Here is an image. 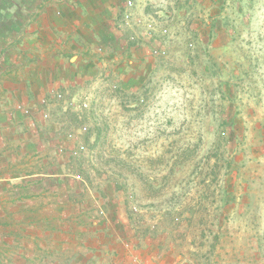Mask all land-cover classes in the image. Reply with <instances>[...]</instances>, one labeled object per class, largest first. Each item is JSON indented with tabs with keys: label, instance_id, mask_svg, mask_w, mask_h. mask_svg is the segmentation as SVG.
<instances>
[{
	"label": "rangeland",
	"instance_id": "obj_1",
	"mask_svg": "<svg viewBox=\"0 0 264 264\" xmlns=\"http://www.w3.org/2000/svg\"><path fill=\"white\" fill-rule=\"evenodd\" d=\"M132 1L127 53L110 47L123 59L45 129L84 149L59 156L37 137L29 152L26 173L58 180L25 190L17 264H264V0ZM19 219L6 218L15 239Z\"/></svg>",
	"mask_w": 264,
	"mask_h": 264
},
{
	"label": "crops",
	"instance_id": "obj_2",
	"mask_svg": "<svg viewBox=\"0 0 264 264\" xmlns=\"http://www.w3.org/2000/svg\"><path fill=\"white\" fill-rule=\"evenodd\" d=\"M124 2L0 0V249L6 253L4 260L8 264H17L27 251L21 237L29 236L32 225L24 216L28 206L34 208L30 200H24L29 195L25 190L32 184L30 180L36 178L34 183L38 184L43 182L42 177L58 180L55 173H26L23 167L29 152L38 143L37 137H44L49 146L56 147L57 155L71 156V145L66 146L68 149L64 146V150L54 142L58 129H45L51 122L55 103L73 100L71 92L95 77L100 72L97 67L103 69L109 61L123 59L110 47L117 51L118 45L123 44V32L130 31V24L133 26L140 19L135 15L133 2L131 20H122ZM127 46L126 40L119 55H124ZM22 100L29 101L32 107ZM18 105H27L31 116L24 115ZM67 197L73 199L72 194ZM13 213L20 217L17 222L21 233H15L18 240L11 231L14 223L6 221ZM43 226H36L33 234L38 236L60 228Z\"/></svg>",
	"mask_w": 264,
	"mask_h": 264
},
{
	"label": "built area",
	"instance_id": "obj_3",
	"mask_svg": "<svg viewBox=\"0 0 264 264\" xmlns=\"http://www.w3.org/2000/svg\"><path fill=\"white\" fill-rule=\"evenodd\" d=\"M124 6H125V9L124 11L121 12V18L124 22H129L132 18V15H131V12H130V9L132 8L133 6V1L132 0H125L124 2ZM163 32H166V30L164 29ZM163 49L162 47H153L152 50H151V54L153 55H159L161 53H163ZM61 95H58V97H60ZM18 108L24 113V115H29V108L23 105H18ZM67 139L71 142H75L74 141V137L71 133H69L67 135ZM84 149V145L81 144V143H76L74 144L73 147H71L70 149V153L71 154H76L78 151H81Z\"/></svg>",
	"mask_w": 264,
	"mask_h": 264
}]
</instances>
